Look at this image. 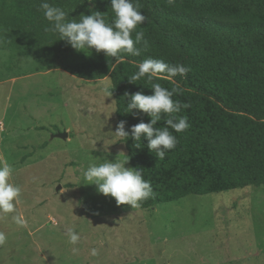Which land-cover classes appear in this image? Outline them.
I'll return each instance as SVG.
<instances>
[{
    "label": "rangeland",
    "instance_id": "374dc122",
    "mask_svg": "<svg viewBox=\"0 0 264 264\" xmlns=\"http://www.w3.org/2000/svg\"><path fill=\"white\" fill-rule=\"evenodd\" d=\"M57 48L48 59L0 29V163L14 169L27 221L18 227L0 213V264H264V186L142 209L85 184L89 164L128 152L114 133L115 99L104 91L111 79L66 71L98 53ZM63 132L66 140L53 138ZM69 228L80 236L76 245Z\"/></svg>",
    "mask_w": 264,
    "mask_h": 264
},
{
    "label": "trees",
    "instance_id": "16d2710c",
    "mask_svg": "<svg viewBox=\"0 0 264 264\" xmlns=\"http://www.w3.org/2000/svg\"><path fill=\"white\" fill-rule=\"evenodd\" d=\"M62 8L67 19L101 12L107 23L115 14L110 0H48ZM148 17L136 31L148 41L141 55L121 52L122 59L99 52L74 63L66 71L84 81L111 79L117 124L126 130L150 117L140 110L125 114V93L151 95L159 83L172 90L174 101L190 105L177 117L187 116L190 128L175 133L178 143L164 159L147 148L148 141L122 137L131 167L143 169L154 196L140 204L152 209L189 196H205L246 187L264 186V0H133ZM41 0H0V29L18 34L45 58L58 56L57 45L75 50L52 26L40 9ZM72 8V13L66 7ZM133 38L135 32H133ZM142 47V45H138ZM190 68L186 76L159 74L151 81L129 78L146 59ZM167 118V117H165ZM157 127L164 126L162 119ZM139 145L140 148L136 146Z\"/></svg>",
    "mask_w": 264,
    "mask_h": 264
},
{
    "label": "clouds",
    "instance_id": "9594fccd",
    "mask_svg": "<svg viewBox=\"0 0 264 264\" xmlns=\"http://www.w3.org/2000/svg\"><path fill=\"white\" fill-rule=\"evenodd\" d=\"M89 2L95 4V0ZM110 4L115 14L111 23L105 21L101 12L93 9H89V15L81 14L79 20H68V14L62 8L51 5L48 0H41L39 7L43 10L45 19L52 24L45 31L58 33L60 39L65 40L77 51L95 49L97 53L103 52L107 57L117 60L122 59L121 52L133 56L141 55L142 50L147 49L148 41L144 38V33L136 29L148 21V17L141 13L139 3H134L133 0H110ZM189 71L190 68L182 64L173 65L163 60L149 58L139 64L138 71L129 78V81L134 83L145 76L151 81L164 73L170 78L177 75L186 76ZM151 89L153 90L151 95L142 91L134 94L125 93L128 98L125 114L132 113L134 109L140 110L150 117V121L140 122L126 130L127 121L121 120L116 125L114 133L118 137L128 139L131 137L134 141L146 139L148 150L155 152L156 157L162 160L178 143L177 136L169 129L181 133L190 128L187 116L175 115L190 105L172 99L173 95L179 92L177 88L170 91L159 83H153ZM104 91L107 95H112L107 88ZM162 119L164 126L157 127ZM136 147L140 148L139 145ZM129 160L130 157L123 153L121 158L114 161L107 159L99 164H89L82 172L85 184L95 185L98 193L113 197L118 205L139 207L142 202L152 198L154 192L151 182L144 179L142 168L126 167ZM13 172L12 165L0 163V213L6 214L16 226L26 227L27 221L17 209L21 188L10 182ZM67 233L69 242L76 245L80 239L79 234L72 228H69ZM6 242L7 235L0 231V246ZM77 251L78 249L73 248L74 253ZM95 251L92 250L93 254Z\"/></svg>",
    "mask_w": 264,
    "mask_h": 264
},
{
    "label": "water",
    "instance_id": "95a60500",
    "mask_svg": "<svg viewBox=\"0 0 264 264\" xmlns=\"http://www.w3.org/2000/svg\"><path fill=\"white\" fill-rule=\"evenodd\" d=\"M69 137V134L67 132L59 133L57 135H54L53 138H60L63 140H66ZM61 186L58 188V191L60 190Z\"/></svg>",
    "mask_w": 264,
    "mask_h": 264
}]
</instances>
